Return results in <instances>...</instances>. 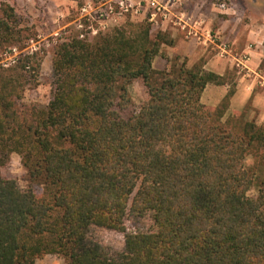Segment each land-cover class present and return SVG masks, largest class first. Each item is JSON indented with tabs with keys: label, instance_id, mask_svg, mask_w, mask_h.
<instances>
[{
	"label": "trees",
	"instance_id": "obj_1",
	"mask_svg": "<svg viewBox=\"0 0 264 264\" xmlns=\"http://www.w3.org/2000/svg\"><path fill=\"white\" fill-rule=\"evenodd\" d=\"M15 22L1 6L0 47L31 40ZM151 26L58 44L44 108L17 105L36 78L31 56L0 71V166L16 153L42 184L38 195L0 174V264L45 254L67 264H264V125L228 114L232 87L203 105L205 87L227 78L202 63L156 72L154 59L174 39L151 37ZM135 80L149 100L124 117ZM147 213L149 232H126L128 217ZM93 227L123 233V249L95 242Z\"/></svg>",
	"mask_w": 264,
	"mask_h": 264
},
{
	"label": "rangeland",
	"instance_id": "obj_2",
	"mask_svg": "<svg viewBox=\"0 0 264 264\" xmlns=\"http://www.w3.org/2000/svg\"><path fill=\"white\" fill-rule=\"evenodd\" d=\"M89 1L92 0H0V7L6 5L13 10L16 26L22 36L31 39L30 41L23 40L15 45L0 47V71L15 66L18 59L24 56H31L34 61L33 66L38 64L37 70L34 71L36 78L25 86L22 98L17 104L19 108L31 105L44 108L51 101L54 92L52 74L54 48L74 37V21L79 16L80 7ZM186 2L190 1L187 0L184 3ZM200 2H202V8L214 7L222 12L229 10V16L223 15L224 20L222 21L236 24L237 27L264 25V0H200ZM221 2L226 4V10L215 7ZM181 6L183 9V4ZM143 21H145L143 18H126L119 27H112L106 33L115 28L127 29ZM157 31L159 29L156 26H151V37ZM97 36L89 38L88 41H94ZM13 59L14 63H12ZM175 62L182 63L183 57L169 55L166 47H162L160 55L153 61V67L156 72H159L170 69ZM159 80L160 77L156 76L155 83ZM127 91L128 103L121 110L124 117L137 113L140 107L149 100L141 80L133 81ZM252 163L250 156L245 158L246 168H250ZM0 174L3 178L15 180L21 190L32 189L38 195L42 191L40 181L30 178L27 169L22 165L20 156L16 153H10L7 158L2 159ZM257 194V184H255L249 190L248 196L254 198ZM152 225L151 213L137 219L128 217L125 221L126 232H149ZM89 236L95 242L112 250L121 251L124 247V234L121 232L93 227ZM34 264H67V261L57 255L45 254L39 256Z\"/></svg>",
	"mask_w": 264,
	"mask_h": 264
},
{
	"label": "crops",
	"instance_id": "obj_3",
	"mask_svg": "<svg viewBox=\"0 0 264 264\" xmlns=\"http://www.w3.org/2000/svg\"><path fill=\"white\" fill-rule=\"evenodd\" d=\"M189 1L183 4L184 11L204 18L205 29L211 30L217 40L212 43L204 37L199 42L186 39L182 31L162 23L156 27L159 31L170 33L174 39V45L166 47L169 55L182 56L187 67L202 63L205 71L227 78L223 85L208 84L205 87L200 97L203 105L216 106L232 87L234 93L230 98L228 114L243 113L245 120L264 125V89L254 76L255 72L264 76V25L237 27L222 21L223 15L229 16V10L222 12L214 7L202 8L200 0ZM220 41L226 44L227 49L223 57L218 54ZM240 61H243V68L238 65Z\"/></svg>",
	"mask_w": 264,
	"mask_h": 264
},
{
	"label": "built area",
	"instance_id": "obj_4",
	"mask_svg": "<svg viewBox=\"0 0 264 264\" xmlns=\"http://www.w3.org/2000/svg\"><path fill=\"white\" fill-rule=\"evenodd\" d=\"M185 1L187 0H92L79 9V16L74 21V37L88 41L89 38L106 33L112 27H119L126 18H143L152 26L166 23L177 28L185 34L186 39L199 42L204 37L208 42L214 43L217 37L212 35L211 30L205 29L204 18L189 14L182 9L181 5ZM215 7L220 10L227 9L224 2ZM225 45L222 42L218 45L220 57L227 53ZM14 62L13 59L12 63ZM242 62H238V65L243 68ZM254 76L258 79L259 86L264 89V76H260L257 72Z\"/></svg>",
	"mask_w": 264,
	"mask_h": 264
}]
</instances>
